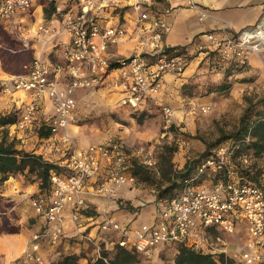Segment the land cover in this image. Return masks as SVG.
Instances as JSON below:
<instances>
[{
  "label": "built area",
  "instance_id": "2783aa9c",
  "mask_svg": "<svg viewBox=\"0 0 264 264\" xmlns=\"http://www.w3.org/2000/svg\"><path fill=\"white\" fill-rule=\"evenodd\" d=\"M39 3L51 7V17L37 28V35L62 34L68 37V43L61 52L60 62L49 63L35 57L27 75L0 80L1 95L10 97L21 93L27 98L16 108L19 118L14 128L18 132H29L41 106L49 101L52 115L46 120V128L51 144L60 141L66 146L68 138L62 135L58 140L57 136L74 121L76 91L102 89L121 94V105L138 110L142 104L160 100L165 76H180L185 72L186 54H176L164 46L163 39L170 28L162 13L155 10L156 0H0V21L13 27L15 38L20 42V47L9 52L20 53L28 48L27 40L17 34L18 27L13 21L21 15L18 19L21 23ZM187 4L193 6L190 0ZM127 8L134 15L132 33L119 20L121 11ZM55 23L59 29L54 27ZM129 36L137 41L135 52L127 58H113L109 48ZM203 38L196 45L197 53L214 55L221 63H236L242 68L251 57L264 55V18L234 36L206 34ZM158 105L163 129L167 130L175 111L162 102ZM194 109L207 114L212 107L198 105ZM66 153L63 162L58 164L62 173L50 175L49 194L30 199L33 210L46 223V230L33 235L31 243L44 241L51 247L58 245L66 235L64 213L68 210L76 237L98 253L99 241L80 225L82 211L86 209L87 185L100 180L104 170V180L91 186L92 191L98 197L113 200L121 188H133L137 184L129 172L131 160L146 167L154 166L155 160L149 150L129 149L122 141L93 145L85 150L67 147ZM234 156L231 143L217 146L199 166L193 180L169 199L156 201L150 223L133 226L105 217L99 224V233L112 235L115 239L112 245L141 257H150L162 246L181 245L216 254L199 249L202 243H207V235L215 232L229 236L242 225L246 239L241 264H264V174L259 185L243 181L232 171ZM240 162L245 168L251 165L246 156ZM224 172L225 180L214 183L208 179L192 185L200 175L214 177ZM17 264H45V261L30 249Z\"/></svg>",
  "mask_w": 264,
  "mask_h": 264
},
{
  "label": "crops",
  "instance_id": "0c3cea01",
  "mask_svg": "<svg viewBox=\"0 0 264 264\" xmlns=\"http://www.w3.org/2000/svg\"><path fill=\"white\" fill-rule=\"evenodd\" d=\"M190 1L193 3V6L188 5L187 0H156L155 10L162 13L163 19L170 28L163 39L164 46L169 49H180L188 57L187 67L182 75L165 76L161 97L165 96L166 101L174 104L176 107L184 106L189 99L177 97L179 102H176L175 96L181 94V88H188L187 86H190L191 90L189 89V91L192 95L197 96L196 98L193 97L192 100L194 102L200 105L213 104L216 107L215 111H219L220 108L217 106L232 95L238 96L247 90L255 91L256 93L258 91L264 92V55L251 57L245 67L234 70L226 75L225 70L230 65L218 63L216 59H213V55L207 56L197 53L195 50L196 45L204 41L203 36L206 34H215L218 37L224 35L234 36L254 27L261 18H264V0ZM39 5L40 3L35 4L32 14L25 16L21 23L18 20L21 15L13 21L16 24V29L18 27L17 34L27 40L28 48L20 53H11L9 50H14L15 48L9 49L4 43H0L2 46L0 49L6 50L13 55L31 53L33 58L38 57L45 62L58 63L62 60L61 52L68 43V37L62 34L60 36L37 35V28L42 22L47 21L51 17V7L46 15L43 10L46 7ZM133 19L134 15L129 8L121 11L119 20L120 22H125L128 33L134 31ZM1 24L3 29L13 37L16 47H20V42L15 38L13 27L8 23L2 22ZM54 25L56 29H59L58 24L55 23ZM136 47V39L129 36L117 45L109 48V53L113 58H127L135 52ZM10 76L9 73L2 69L0 63V80H5ZM225 78L231 84V89L227 92V95H223V93L200 94V91L208 83L219 84L225 81ZM85 92L89 95L97 93L107 94V102L111 101L113 104H120V100L123 97L121 94L102 89L78 90L74 95L76 105L77 102L79 103L80 100H83ZM15 95L9 97L0 94V102H4L3 107L7 109L6 113L9 112L8 109L12 106L10 103L18 104L15 100ZM26 101L27 98L24 97L20 103ZM182 101L183 104H181ZM156 104L157 102H147L142 104L136 111L144 112L145 114L152 113V109L155 108ZM76 109L74 111L75 115H77ZM51 115L52 105L49 101H45L35 118L34 129L36 132L33 135L32 133L24 134L16 132L13 125L7 129L8 138L9 140L16 139V149L39 156L43 161L58 166V164L63 162L67 154L66 149L68 146L66 147L61 144L60 141L55 142V145L51 144L50 135L47 137L40 136L41 133L47 134L44 131L47 130L46 120ZM143 128H137L133 124L118 134L131 145H142L150 141L154 136V134L151 135L144 132ZM80 131L70 127L66 129L64 135L68 139H73ZM79 135L81 134L79 133ZM61 136L62 133L57 136V139L59 140ZM98 144L100 143L81 140L78 149L85 150L90 146ZM60 172L62 173V169ZM104 173L103 170L100 180L87 185L85 196L86 209L82 211L80 220V225L83 227L82 230L99 241L101 251L98 253L93 246L83 243L76 237L77 231L75 226L70 222L68 210L64 213L66 235L58 245L51 247L44 241L31 243L33 235L46 230L44 218L37 215L30 204V199L40 194L39 183L33 182L25 174L11 175L7 180L1 182L0 264H17L23 253L30 249L42 256L45 264H53L60 258L68 255L76 256L79 264H88L95 261L98 258V254L112 252L116 248L112 245L115 239L106 240L108 236L101 235L98 231L99 224L105 217H111L122 224H132L133 226L150 223L154 218L156 208L155 195H152L151 199L148 200L149 202L147 203H150V205L142 208L139 213L118 212V209L122 210L123 204H126L127 201L135 206L138 204L144 206V204L136 201L138 190L134 187L133 189L131 187L122 188L114 201H108L96 196L91 186L101 183L104 180ZM243 231L245 232V228ZM167 252L171 253V259L168 261H166ZM176 252V248L174 247L168 251H161L158 248L155 251L156 254L154 253L152 257L157 264H170L173 262Z\"/></svg>",
  "mask_w": 264,
  "mask_h": 264
},
{
  "label": "trees",
  "instance_id": "16d2710c",
  "mask_svg": "<svg viewBox=\"0 0 264 264\" xmlns=\"http://www.w3.org/2000/svg\"><path fill=\"white\" fill-rule=\"evenodd\" d=\"M44 13L50 11V7L43 9ZM0 21V43L6 47L16 48L13 37L8 34L2 27ZM176 54L182 53L180 49H169ZM31 53L28 54H10L8 51L0 49V63L2 69L12 76L27 75L33 60ZM236 63L225 70L231 73L239 70ZM227 77V76H226ZM231 89L230 82L225 81L219 84L208 83L204 86L205 94L210 93H227ZM139 113L136 118L138 124H142L145 119V113L133 110ZM19 118V112L14 114L0 116V183L7 180L11 175L25 174L33 182L39 183L40 194L48 195L50 192V175L60 173L61 168L53 163L43 161L41 157L31 153H25L15 148L16 142L9 140L8 128L15 125ZM41 133V137H47L50 133ZM231 143L235 148V156L232 160V171L245 182L259 185L261 182L262 171L257 167V162L264 160V96L255 102L249 101L242 115L238 120L237 128L234 132L225 137L219 138L216 142L206 145V148L195 160L186 161L183 169L177 170L172 163V157L176 152L173 147L164 146L157 156L156 172L150 171L146 166L131 160L129 172L136 178L137 183L152 185L156 191V200L169 199L176 192L181 190L188 182L195 178L199 166L212 155V151L219 145ZM215 148L212 150V148ZM246 156L250 159L251 165L243 167L241 158ZM226 172L216 176L200 175L194 180L192 185H199L204 180H212L216 183L218 180L226 178ZM176 255L170 264H232V260L227 258L223 253L208 254L195 251L186 246L176 247ZM137 254L115 248L114 253H104L95 261L88 264H140ZM53 264H79L78 258L68 255L60 258Z\"/></svg>",
  "mask_w": 264,
  "mask_h": 264
},
{
  "label": "rangeland",
  "instance_id": "374dc122",
  "mask_svg": "<svg viewBox=\"0 0 264 264\" xmlns=\"http://www.w3.org/2000/svg\"><path fill=\"white\" fill-rule=\"evenodd\" d=\"M215 57L216 56H214L213 59H216V62L221 63ZM187 87L188 88H181V94H177V96H175L176 102H179V99L177 97H180L182 99H189L186 103L184 102V106L182 105L176 107L174 106V104L167 102L165 96H163L157 102L155 108L152 109V113L145 114V119L143 120L142 124H138L135 121L136 118L140 116L139 113L133 112V110H131L127 106H123L119 103L113 104V102L111 101L107 102V94H104L105 96L102 93L89 95L87 92H85L83 95V100H80L79 103L77 102V115L74 114V121L70 126L66 128L68 129L70 127H73L74 130H81L79 132L81 135L77 133L75 138L73 137V139H68V144H66V147L68 146V148L78 149V145L81 140H89L92 141V143L100 144L122 141L127 145L129 149L134 148L143 149L144 151L149 150L151 152L152 158L155 160V165L147 168L152 172H156L157 156L164 146H168L176 149V152L172 157V163L175 169L181 170L183 169L186 161L197 159L200 154L204 152L206 145H210L216 142L219 138L225 137L228 134L234 132L237 128L238 120L242 115L244 109L246 108L248 102H255L256 100L264 96V92L258 91V93H256L255 91L247 90L241 95H232L226 98L227 100H224L220 105L217 106L218 108H220L219 111H215L216 107H214L213 104H209L212 107L211 111L207 114H200L196 109H194L195 106H198L200 104L192 100L193 97L196 98L197 96L192 95V93L189 91V89L191 90L190 86ZM203 91L204 90L202 89L200 91V94L205 95ZM227 94L228 93H223V95ZM15 98L16 102L19 103L24 97L21 93H16ZM159 102L172 107L175 111V118L173 120V123L167 130L163 129L164 123L162 121L160 107L158 105ZM3 104L4 102H0V116L14 114V111L16 112L18 104L16 105L14 103H10L12 104V106L8 109V113H6L7 109H4L5 107H3ZM181 104H183V101ZM133 124L137 128L144 127V132L148 134H154L152 139L147 143H143L142 145H131L124 139H122L118 133L124 131ZM34 128L35 127H33L29 132H25L24 134L32 133L33 135L36 132ZM44 131L48 132L47 130ZM64 132L62 133V135H64ZM13 140L16 142L15 138ZM214 148L215 145L212 150ZM257 167L261 169L264 168V160L258 161ZM262 171H264V169H262ZM134 188L138 190L136 201L144 204V206H140L139 204L135 206L127 201L126 204H123L124 206H122V210L118 209V212L124 213L123 211H127L132 214L135 212L139 213L142 208L150 205V203L147 202H149L148 200L151 199V196H156L155 188L152 185L137 183ZM116 198L110 201H114ZM156 201L157 200L155 199V202ZM243 229V226H239L236 231L229 236L219 235L215 232H212L206 237L207 243H202L203 247L201 246V249V247L199 246V249L205 252L208 251L216 254L222 252L227 256V258L232 260V264H241V252L243 250L244 241L246 239V232H244ZM112 238L113 237L111 235L108 236L106 240ZM217 239H219L220 241H218ZM204 244L206 245V247ZM208 245L210 247H208ZM172 247L173 246H162V248L160 247L159 250L168 251ZM108 253L111 255L112 253H114V250ZM154 253L155 252H153L152 255ZM152 255H150V257L140 256L138 258L139 263L157 264L155 263L156 261H154L155 259H153ZM166 255V261L170 260L171 253L167 252Z\"/></svg>",
  "mask_w": 264,
  "mask_h": 264
}]
</instances>
